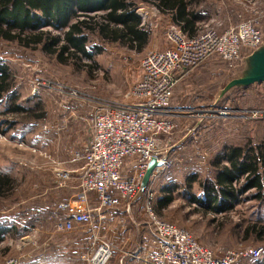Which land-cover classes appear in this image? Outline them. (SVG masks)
<instances>
[{"label": "rangeland", "instance_id": "1", "mask_svg": "<svg viewBox=\"0 0 264 264\" xmlns=\"http://www.w3.org/2000/svg\"><path fill=\"white\" fill-rule=\"evenodd\" d=\"M240 1L222 0L219 20L209 21L210 27L222 33L238 20H250L264 37V0L248 6ZM253 12L260 13L261 19L254 18ZM151 23L154 44L140 54L117 44H103L93 36L90 47L99 46L101 51L93 49L92 62L82 60L85 69L62 65L39 51L0 42V60L10 66L16 80L12 92L0 101V170L16 182L10 196L0 197V225L9 230L0 234V264L11 260L21 264L23 257L41 252L48 240H74L78 231L96 226L95 217L88 227L72 233L58 231L57 220L51 219L57 203L75 192L53 189L50 182L55 169L78 168L73 158L92 139L93 117L98 110L136 101L127 94L140 80L142 58L150 50L168 47L171 22L156 18ZM263 73L264 38L259 47L237 61L212 57L182 75L171 101L179 114L173 119L177 128L162 139L164 148L171 153L178 151L173 156V169L181 174V182L174 203L160 219L188 231L215 257L233 254L235 264H258L264 257V233L259 231L264 229V203L246 202L248 195H244V201L230 210L205 212L203 206L191 203L192 196L202 197V187L198 182L189 187L184 181L196 175L201 182L212 180L211 161L225 146L264 142V82H251ZM14 107L23 111L12 112ZM28 110L45 117L28 118ZM180 143L184 145L181 151ZM131 164V160L126 162L125 173H129ZM145 221L150 225L148 218ZM14 228H18L17 233ZM92 240L97 244L104 241L100 237ZM256 250L260 251L258 257L243 256ZM86 255L91 264L89 253ZM81 258L85 261L84 255Z\"/></svg>", "mask_w": 264, "mask_h": 264}, {"label": "built area", "instance_id": "2", "mask_svg": "<svg viewBox=\"0 0 264 264\" xmlns=\"http://www.w3.org/2000/svg\"><path fill=\"white\" fill-rule=\"evenodd\" d=\"M258 0H241L245 6ZM136 14L142 25L152 30L151 17L143 8ZM254 18L260 13L253 12ZM150 20V21H149ZM261 29L250 20H239L229 25L222 33L209 24L196 36H188L172 23L167 31L168 47L150 50L142 58L141 77L127 96L136 99L129 104H112L96 112L93 117V137L72 162L78 168L55 169L53 189H73L75 194L57 203L52 220H57V230L72 233L105 218V211L123 207L129 211L139 193L145 195L144 210L151 228V243L156 249L138 258L144 264H235L236 257L227 254L215 257L212 251L200 245L186 230L163 221L155 210V200L163 192L158 185H150L142 191L141 182L152 158L163 161L153 172L172 170L175 165L170 150L164 148L163 137L171 135L177 124L170 118L173 91L185 71L199 66L212 57L234 62L249 54L263 41ZM132 168L125 173L126 162ZM149 224V223H148ZM91 264H108L112 250L105 241L97 245L90 242L88 248ZM259 250L248 251L244 257L256 256ZM84 259L88 260L87 255ZM7 264H19L8 261Z\"/></svg>", "mask_w": 264, "mask_h": 264}, {"label": "trees", "instance_id": "3", "mask_svg": "<svg viewBox=\"0 0 264 264\" xmlns=\"http://www.w3.org/2000/svg\"><path fill=\"white\" fill-rule=\"evenodd\" d=\"M87 1L0 0V42L39 51L62 65L72 64L79 69L87 68L82 63L83 59L92 62L93 49L101 51L99 46L90 47L93 36L103 44H117L137 54L146 50L151 30L142 25L134 0H112L102 14L98 12L103 8H89ZM192 1L142 0L154 4L164 13L169 11L174 23L190 37L201 30L198 25L201 15L188 8ZM200 66L202 64L188 69L184 74ZM15 85V75L10 66L0 60V101L12 92ZM14 111L23 109L14 107ZM35 112L28 110V118L36 120L45 117V114ZM2 115L0 113V117ZM211 166L214 168L212 180L201 182L197 175L190 178L189 187L198 182L203 189L202 197H191L192 204L203 206L205 212H221L232 209L244 200L264 203V142L245 147L225 146L211 161ZM15 185L16 182L0 170V197L10 196ZM244 195L248 197L243 200ZM172 200L171 196L166 197L160 208L165 209ZM8 231L0 225V234ZM13 231L17 233L18 229L14 228ZM259 231L260 234L264 233L263 228ZM5 251H9V248ZM258 264H264V257Z\"/></svg>", "mask_w": 264, "mask_h": 264}, {"label": "crops", "instance_id": "4", "mask_svg": "<svg viewBox=\"0 0 264 264\" xmlns=\"http://www.w3.org/2000/svg\"><path fill=\"white\" fill-rule=\"evenodd\" d=\"M111 1L112 0H88L86 6L92 9L94 7L97 9L103 8V11L98 12L102 14L104 13L105 8L109 6V3ZM136 1L137 0H134V4H136L138 8H143L146 12H148L152 21L156 18H159L162 22V18H164L165 22L168 23L169 20L171 24L174 23V21L172 20V14L169 11L164 13L160 11L154 4H139ZM139 1L142 2V0ZM215 4L219 5L218 9L216 6L211 7V5ZM223 7L224 2L222 3V0H193L188 8L192 11H196L197 13H199V15H201V21L198 23L199 28L201 29V24H209V21L217 22L219 20L220 9ZM153 31L154 30L152 29V34L146 50L150 49V47H152L154 44ZM170 109V118L173 120L174 118L179 116V114H176L174 112L175 109L172 106L170 107ZM179 146V150L181 151V148H184V145L183 143H180ZM173 151L174 152L172 153L170 151L171 157L176 156V152L178 153L177 149ZM131 168L132 165L130 167V170ZM180 175V173H176L175 169H172L169 171L157 173L154 181L152 182L150 180L147 188L150 187L151 184H156L159 188H161L163 192L162 196H158L156 198L154 204L155 210L159 217L161 216L159 214V211H165V209L170 208V206L174 203L175 195L179 191V182H181ZM190 178L191 177L185 178L184 182H188L189 184ZM168 196H171L173 198L172 202H170L165 209H161V204ZM197 196L199 197V195ZM145 199V195L142 192L135 196L134 200L131 203L129 211H127L124 207L108 209L104 212L105 218L103 220H98L97 214L96 226L92 227L88 231H78L77 233H75V236H77L76 239L63 242L48 240V245H44L41 248V252H37L35 254H32L31 256L23 257V260L20 263L88 264L87 260L84 261L81 257L82 255H86L88 253L90 242L93 241L92 238L100 237L102 240L109 244L112 250V257L108 264H144L140 259L156 249L155 245L150 241L152 238L151 228L148 229L150 226L147 221H145V219L147 218L146 212L144 210ZM99 244L100 243H98L97 245Z\"/></svg>", "mask_w": 264, "mask_h": 264}, {"label": "water", "instance_id": "5", "mask_svg": "<svg viewBox=\"0 0 264 264\" xmlns=\"http://www.w3.org/2000/svg\"><path fill=\"white\" fill-rule=\"evenodd\" d=\"M251 82H256V83H262V82H264V73L261 74V75H259V76H257V77H255V78H253L251 80ZM163 163H164L163 161H158L155 158H152L150 160V162L148 164L147 171L145 173V176H144V178H143V180L141 182V189H142V191H144L147 188L148 184L150 183L151 177H152L153 172L155 171V169L157 167L162 166Z\"/></svg>", "mask_w": 264, "mask_h": 264}]
</instances>
